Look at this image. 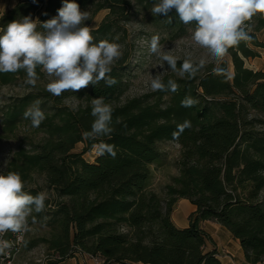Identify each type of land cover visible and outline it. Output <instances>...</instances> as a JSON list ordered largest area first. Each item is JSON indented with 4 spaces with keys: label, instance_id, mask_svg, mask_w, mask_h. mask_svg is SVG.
I'll list each match as a JSON object with an SVG mask.
<instances>
[{
    "label": "trees",
    "instance_id": "16d2710c",
    "mask_svg": "<svg viewBox=\"0 0 264 264\" xmlns=\"http://www.w3.org/2000/svg\"><path fill=\"white\" fill-rule=\"evenodd\" d=\"M63 0H23L0 16V29L23 17L40 22L57 15ZM89 13V25L95 15L107 14L96 29H89L93 42L107 40L123 45L119 34L135 15L147 20V26L173 41L183 36L188 26L173 9L168 17L153 16L155 0H76ZM264 29V16L257 14L245 22L250 40L228 50L233 73L228 78L216 75L215 67L228 71V63L206 65L189 78L180 77L169 68L161 80L173 79L178 91H154L122 101L127 89L128 56L111 65L108 87L103 81L79 92L65 91L54 96L47 90L29 92L0 106L3 131L13 132L26 123L43 137L28 149L20 148L7 163L4 174L19 173L25 191L39 193L32 187L34 177H42L53 197L44 209L33 210L28 227L48 228L49 234L24 248L42 244L47 264H62L78 255H89L104 264H222L215 250L206 251L209 236L200 229L202 221L215 222L239 241L247 264H264V71H253L246 60L260 56L264 42L257 33ZM38 30H41L38 28ZM2 34V32H0ZM184 60L177 61V69ZM39 79L42 71L38 68ZM229 73V72H228ZM26 73H0V89ZM104 101L113 109L109 136L88 139L91 130L92 101ZM190 97L192 107H182ZM77 104L69 106L66 101ZM45 113L38 128L24 119L23 113L34 102ZM1 102V100H0ZM185 120L191 127L177 133ZM176 143L180 147L177 175L163 186L159 195L152 189L151 167L161 159L159 145ZM98 143L114 146L116 156L97 155L93 163L83 156ZM83 144L81 152H74ZM179 199L195 207L188 227L176 228L170 218ZM35 220V222H33ZM78 264V263H76Z\"/></svg>",
    "mask_w": 264,
    "mask_h": 264
},
{
    "label": "clouds",
    "instance_id": "9594fccd",
    "mask_svg": "<svg viewBox=\"0 0 264 264\" xmlns=\"http://www.w3.org/2000/svg\"><path fill=\"white\" fill-rule=\"evenodd\" d=\"M175 10L179 20L185 25L193 24L191 40L206 55L195 62L185 58L177 69V59L170 54H161L159 36H153L149 44L151 53L158 54L168 67L180 77H194L203 69L211 57L217 64L224 63L228 50L240 42L249 41L245 22L257 14L264 16V0H155L150 12L153 16H165ZM89 13L80 8L76 0H63L57 15L46 21L33 20L30 16L10 22L0 29V73H26V83L35 86L39 79L37 69L53 77L46 90L54 96L65 91L79 92L101 81L111 87L117 80L111 77V65L122 56L120 45L107 40L93 42V36L84 22ZM171 23V17H168ZM38 28L42 29L38 30ZM214 74L229 77L225 68L215 67ZM153 91L176 93L178 84L169 79L165 84L155 76L150 84ZM196 101L185 97L182 107H192ZM113 109L104 98L92 101L91 116L94 118L91 130L84 133L88 139L109 136L114 131ZM32 127L38 128L45 119V113L34 102L23 113ZM185 120L177 126V133L190 128ZM97 155L116 156L114 146L107 143L94 145ZM24 181L19 173H0V237L11 231L21 233L28 229V217L33 210L41 212L45 207L46 194L31 195L25 191ZM35 222V220H33ZM11 244L0 238V254H4Z\"/></svg>",
    "mask_w": 264,
    "mask_h": 264
},
{
    "label": "rangeland",
    "instance_id": "374dc122",
    "mask_svg": "<svg viewBox=\"0 0 264 264\" xmlns=\"http://www.w3.org/2000/svg\"><path fill=\"white\" fill-rule=\"evenodd\" d=\"M7 3L8 0H0V11ZM106 14V10L97 13L91 21L89 29H96ZM146 24V19H143L141 15H135L132 21L125 26V31L118 35L123 40L120 50L122 54L126 53L128 56L126 69L127 89L122 101L154 92L150 86L151 80L155 76H159L162 79L169 73L167 63L162 61L158 54L151 53L149 50V44L154 35L159 36L161 54L173 55L177 61L191 57L193 61L198 62L201 57L206 55L205 50L199 48L191 40L192 26H188L183 36L170 41L168 37L150 29ZM257 38L261 42H264V29L257 33ZM257 52L260 56L252 61L246 60L245 65L249 69L252 68L253 71H264V49H258ZM225 61L228 63V72L231 76L233 68L228 55L225 56ZM209 64L217 65V62L208 57L206 65ZM42 74V78L37 80L35 86L27 84L25 79H18L13 85L1 88L0 106L10 103L12 99L21 97L29 92L46 90L47 83L53 77H49L43 72ZM65 104L75 106L77 103L68 100ZM42 137L41 134L33 133L26 123H22L11 133L4 132L0 118V169L5 172L7 163L18 149H28L30 144L39 142ZM159 147L161 159L150 170L153 181L152 189L160 195L163 186L170 181L171 177L177 175L176 162L179 158L180 147L176 143L171 142L160 144ZM82 149L83 144H77L74 152L79 153ZM96 156L97 149L95 147L91 152L86 153L83 158L87 162L93 163ZM31 186L37 188L39 193L43 192L46 194V197L52 199L53 196L49 194L42 177L35 176ZM259 201L264 203V190L260 192ZM28 229L25 244L45 238L49 234L48 228L44 225L36 224L29 226ZM47 262L46 248L44 245L39 244L31 250L23 248L18 259L13 264H47Z\"/></svg>",
    "mask_w": 264,
    "mask_h": 264
},
{
    "label": "crops",
    "instance_id": "0c3cea01",
    "mask_svg": "<svg viewBox=\"0 0 264 264\" xmlns=\"http://www.w3.org/2000/svg\"><path fill=\"white\" fill-rule=\"evenodd\" d=\"M20 1L23 0H8V3L2 8L0 13L2 14L3 12L13 8ZM250 61L252 60L250 59ZM194 212L195 207L191 205L189 201L186 199H179L172 209L170 218L176 228L184 229L188 227V218ZM199 227L210 238V241H206L205 250H215L216 256L222 264H247L244 260L243 251L240 247L239 241L234 239L230 232H228L224 227L211 221H202L199 223ZM76 263L94 264L92 260L87 259L84 255H78L75 259L67 260L62 264Z\"/></svg>",
    "mask_w": 264,
    "mask_h": 264
},
{
    "label": "built area",
    "instance_id": "2783aa9c",
    "mask_svg": "<svg viewBox=\"0 0 264 264\" xmlns=\"http://www.w3.org/2000/svg\"><path fill=\"white\" fill-rule=\"evenodd\" d=\"M0 173H4L0 169ZM27 237V231L21 233L7 232L2 237V239L8 241L11 244L9 249H6L4 254H0V264H13L22 252ZM87 259H90L94 264H104V261L93 256L84 255Z\"/></svg>",
    "mask_w": 264,
    "mask_h": 264
}]
</instances>
